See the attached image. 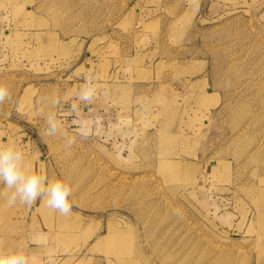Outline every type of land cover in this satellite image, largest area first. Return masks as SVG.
<instances>
[{
	"label": "rangeland",
	"instance_id": "obj_1",
	"mask_svg": "<svg viewBox=\"0 0 264 264\" xmlns=\"http://www.w3.org/2000/svg\"><path fill=\"white\" fill-rule=\"evenodd\" d=\"M0 85V143L72 204L10 206L0 183V252L264 264V0H0Z\"/></svg>",
	"mask_w": 264,
	"mask_h": 264
},
{
	"label": "clouds",
	"instance_id": "obj_2",
	"mask_svg": "<svg viewBox=\"0 0 264 264\" xmlns=\"http://www.w3.org/2000/svg\"><path fill=\"white\" fill-rule=\"evenodd\" d=\"M94 77L86 75L85 83L76 92V102L70 106V111L77 113L81 105H90L97 94ZM9 97L8 89L0 85V103ZM58 103V101H57ZM48 135H54L59 125L54 116L48 118ZM80 134L88 135L87 124L81 123ZM73 141L70 139L69 144ZM0 183L4 184L10 191L9 205L17 201L22 205L31 206L38 199L44 200L48 208L62 215L71 213L72 204L71 187L61 179H49L28 167L25 163L24 153L15 144L0 143ZM0 264H29V257L21 250L0 252Z\"/></svg>",
	"mask_w": 264,
	"mask_h": 264
},
{
	"label": "crops",
	"instance_id": "obj_3",
	"mask_svg": "<svg viewBox=\"0 0 264 264\" xmlns=\"http://www.w3.org/2000/svg\"><path fill=\"white\" fill-rule=\"evenodd\" d=\"M80 110H81V115L80 116H75V118L72 120L73 122H85L86 123V121L85 120H87L86 118H88L89 117V115H90V113H92V111L91 110H88L86 107H84V106H82L81 105V107H80ZM92 118V117H91ZM36 211V209H34V212ZM26 219H28L27 217H26Z\"/></svg>",
	"mask_w": 264,
	"mask_h": 264
},
{
	"label": "bare ground",
	"instance_id": "obj_4",
	"mask_svg": "<svg viewBox=\"0 0 264 264\" xmlns=\"http://www.w3.org/2000/svg\"><path fill=\"white\" fill-rule=\"evenodd\" d=\"M169 173V172H168ZM172 174V173H171ZM174 174V173H173ZM169 175V174H168ZM174 175H176V174H174ZM36 212H38V211H36Z\"/></svg>",
	"mask_w": 264,
	"mask_h": 264
}]
</instances>
